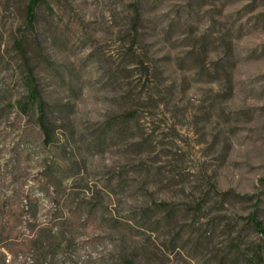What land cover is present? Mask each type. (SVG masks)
<instances>
[{"label":"rangeland","instance_id":"rangeland-1","mask_svg":"<svg viewBox=\"0 0 264 264\" xmlns=\"http://www.w3.org/2000/svg\"><path fill=\"white\" fill-rule=\"evenodd\" d=\"M3 2L0 264L262 253L248 216L258 207L264 225V0H46L22 54Z\"/></svg>","mask_w":264,"mask_h":264},{"label":"trees","instance_id":"trees-1","mask_svg":"<svg viewBox=\"0 0 264 264\" xmlns=\"http://www.w3.org/2000/svg\"><path fill=\"white\" fill-rule=\"evenodd\" d=\"M44 6H49L46 4V0H4L3 8L10 9L13 13H17L21 20L22 26L20 30L22 31V35L19 40L15 41L18 52L22 54L23 52V44L29 42L27 39V31L34 30L39 23V11ZM33 50V49H32ZM34 53V51H33ZM25 83L28 88L27 99L28 102L31 103L36 110L37 113V121L38 125L43 132V135L46 140H49L53 134V123L51 122L53 118V113L51 111L50 105L44 101V97L42 95V91H40L33 79V73L30 72L28 76L25 77ZM223 199L228 200V198L235 200L237 202H244L247 196H243L237 193H231V191H226L222 193ZM255 208L254 211L249 213L248 222L249 225L261 236H264V225L263 222L259 219L260 217V209ZM164 214L167 219L173 216V213L167 209H164ZM212 229H209L207 233H205L204 241L201 243L202 248L205 251L211 252V239H212ZM239 246L233 243H229L227 248L223 251H215L212 253L213 259H215V263L217 264H264L263 263V254L264 249H262V253L258 255V257H248L249 261L246 259L247 255L241 254V251L238 249ZM126 264H133V260L130 258L125 259Z\"/></svg>","mask_w":264,"mask_h":264}]
</instances>
